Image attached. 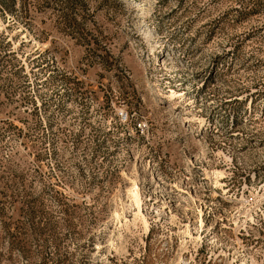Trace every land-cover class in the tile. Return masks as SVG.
<instances>
[{
  "label": "rangeland",
  "instance_id": "1",
  "mask_svg": "<svg viewBox=\"0 0 264 264\" xmlns=\"http://www.w3.org/2000/svg\"><path fill=\"white\" fill-rule=\"evenodd\" d=\"M0 264H264V0H0Z\"/></svg>",
  "mask_w": 264,
  "mask_h": 264
},
{
  "label": "bare ground",
  "instance_id": "2",
  "mask_svg": "<svg viewBox=\"0 0 264 264\" xmlns=\"http://www.w3.org/2000/svg\"><path fill=\"white\" fill-rule=\"evenodd\" d=\"M135 198L137 199V195L135 194Z\"/></svg>",
  "mask_w": 264,
  "mask_h": 264
},
{
  "label": "built area",
  "instance_id": "3",
  "mask_svg": "<svg viewBox=\"0 0 264 264\" xmlns=\"http://www.w3.org/2000/svg\"><path fill=\"white\" fill-rule=\"evenodd\" d=\"M120 115L122 116V113H120ZM125 117V115H123Z\"/></svg>",
  "mask_w": 264,
  "mask_h": 264
}]
</instances>
